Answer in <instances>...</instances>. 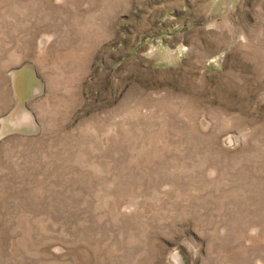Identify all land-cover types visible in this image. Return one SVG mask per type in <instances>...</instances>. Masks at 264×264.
Returning <instances> with one entry per match:
<instances>
[{
	"label": "rangeland",
	"instance_id": "obj_1",
	"mask_svg": "<svg viewBox=\"0 0 264 264\" xmlns=\"http://www.w3.org/2000/svg\"><path fill=\"white\" fill-rule=\"evenodd\" d=\"M0 264H264V0H0Z\"/></svg>",
	"mask_w": 264,
	"mask_h": 264
}]
</instances>
